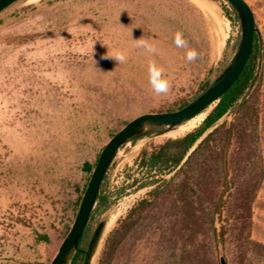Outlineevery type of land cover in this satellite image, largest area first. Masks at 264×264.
Instances as JSON below:
<instances>
[{
	"label": "rangeland",
	"instance_id": "obj_1",
	"mask_svg": "<svg viewBox=\"0 0 264 264\" xmlns=\"http://www.w3.org/2000/svg\"><path fill=\"white\" fill-rule=\"evenodd\" d=\"M199 1L19 0L0 13V264H50L107 142L140 115L190 104L224 70L239 21L226 0ZM245 1L261 40L252 88L176 168L145 160L204 120L117 151L81 244L104 223L89 264H264V0ZM141 37L154 54L137 46ZM115 50L126 63L101 58ZM150 60L169 80L165 94L148 81Z\"/></svg>",
	"mask_w": 264,
	"mask_h": 264
},
{
	"label": "water",
	"instance_id": "obj_2",
	"mask_svg": "<svg viewBox=\"0 0 264 264\" xmlns=\"http://www.w3.org/2000/svg\"><path fill=\"white\" fill-rule=\"evenodd\" d=\"M19 0H0V13ZM233 8L240 24V35L235 52L214 82L195 100L182 109L166 113H147L136 117L118 131L104 146L95 168L91 174L84 194L81 198L75 220L61 243L57 254L50 264H71L76 252L79 251L84 231L89 222L92 210L95 207L103 179L109 170L117 151L126 143L148 136L156 130L176 127L214 104L231 88L241 75L253 48V40L258 39L259 54L257 72L255 73L249 89L252 88L261 64V40L256 27L255 17L245 0H226ZM104 223H99L87 250L84 251L83 264H89L94 246L101 234ZM221 264L224 261L221 260Z\"/></svg>",
	"mask_w": 264,
	"mask_h": 264
},
{
	"label": "trees",
	"instance_id": "obj_3",
	"mask_svg": "<svg viewBox=\"0 0 264 264\" xmlns=\"http://www.w3.org/2000/svg\"><path fill=\"white\" fill-rule=\"evenodd\" d=\"M231 9L233 14L236 16L232 7ZM258 54H259L258 39L255 36L253 40V48L251 55L241 75L231 86V88L220 98L216 106L204 119L201 127L198 128V130L189 133L180 139L168 141L164 145L159 147V149L156 152L152 153L149 156V158L145 160L146 165L150 166V169L159 167L160 164H166V163H171L173 168L178 167L182 162V160L184 159V157L188 154L191 148L197 143V141L202 137V135L207 130L212 128L240 99H242L245 96L246 92L249 89L250 83L252 82V79L256 73V69L258 65ZM183 107H181L180 109H182ZM201 143L189 154V156L187 157V161L184 163V165L185 164L187 165L189 161H191V159L197 154V151L201 147ZM171 148H177L178 152L171 154L170 152ZM85 189L86 187L83 190V194ZM96 202L98 203L99 206L105 204V199L102 197L101 190L99 192ZM86 233H87V228L85 229L81 242L79 244V251L75 253L71 264H76L79 257L81 258L83 257V259L85 258L84 250L81 249V244L85 239Z\"/></svg>",
	"mask_w": 264,
	"mask_h": 264
},
{
	"label": "clouds",
	"instance_id": "obj_4",
	"mask_svg": "<svg viewBox=\"0 0 264 264\" xmlns=\"http://www.w3.org/2000/svg\"><path fill=\"white\" fill-rule=\"evenodd\" d=\"M64 39L63 37H61ZM138 41L137 46L145 49V51L152 55L156 52L155 46L149 42L148 38L141 37L139 39H133ZM174 43L178 48H186L187 42L183 38V34L181 32H177L174 37ZM93 48V45H92ZM198 56V53L195 49H188L186 51V59L191 62L194 61ZM102 59H113L117 63H126L127 57L124 52L120 50H115L112 56L105 55L101 57ZM148 72V81L152 87V90L156 94H165L168 92L170 83L167 78L164 76V70L162 67L158 66L154 60H150L147 66Z\"/></svg>",
	"mask_w": 264,
	"mask_h": 264
},
{
	"label": "bare ground",
	"instance_id": "obj_5",
	"mask_svg": "<svg viewBox=\"0 0 264 264\" xmlns=\"http://www.w3.org/2000/svg\"><path fill=\"white\" fill-rule=\"evenodd\" d=\"M191 1L195 2L196 4H200L199 0H191ZM207 110L208 109H206L203 112L199 113L198 115L194 116L190 120L186 121L184 124L177 126L175 129L168 131L167 133L164 134V136L165 137H171V138H177V137L184 135L186 132H188L192 128L196 127L198 124H200L204 120ZM116 220H117L116 215H114V216L110 215L109 216V218L107 219V221L105 223V227H104L102 237L113 227ZM97 249H98V247H97Z\"/></svg>",
	"mask_w": 264,
	"mask_h": 264
}]
</instances>
